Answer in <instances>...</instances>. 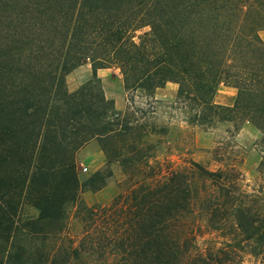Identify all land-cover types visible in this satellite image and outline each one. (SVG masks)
Returning <instances> with one entry per match:
<instances>
[{
    "label": "trees",
    "instance_id": "obj_1",
    "mask_svg": "<svg viewBox=\"0 0 264 264\" xmlns=\"http://www.w3.org/2000/svg\"><path fill=\"white\" fill-rule=\"evenodd\" d=\"M263 29L264 0H0V264H72L57 238L75 207L94 230L74 264H243L247 250L264 260V186L249 192L235 168L152 165L145 153L166 129L146 120L168 83L187 124L247 120L264 135ZM83 58L94 72L117 66L147 108L118 111L96 75L70 93ZM221 85L237 91L231 105L215 102ZM93 140L107 166L81 182L77 154ZM115 163L125 190L107 206L80 202L107 187ZM26 204L36 218L20 216ZM206 234L217 236L203 246Z\"/></svg>",
    "mask_w": 264,
    "mask_h": 264
},
{
    "label": "rangeland",
    "instance_id": "obj_2",
    "mask_svg": "<svg viewBox=\"0 0 264 264\" xmlns=\"http://www.w3.org/2000/svg\"><path fill=\"white\" fill-rule=\"evenodd\" d=\"M149 31V28H143L137 32L136 36ZM259 35L264 41V29L259 32ZM85 67L94 70L92 61L83 58L82 65L66 77L67 89L70 93L77 92L89 82L85 81L86 73L84 71L87 70ZM78 69L83 71L79 77L74 74ZM102 70H106L108 74L105 82L102 81L107 100L120 99L125 103V108L120 112L125 111L132 101L135 102L137 107L147 108L149 100L147 101L140 93L126 91L124 77L117 66L112 65L110 68ZM78 83L81 84L75 87ZM177 93L178 85L175 83H168L156 92V99L161 104L157 106L155 118L146 121L151 126L158 127L159 125L166 127V129L159 135L156 134L151 137L154 144L151 145L153 149L145 152L152 155L151 164L161 163L182 167L187 162H197L211 171L235 168L242 174L243 186L246 190L253 192L262 189L264 186V178L261 176V163L264 160L262 145L264 135L262 131L247 120H239L235 124L229 122L218 123L213 128L189 125L185 121V115L177 108L180 105L175 104ZM236 94L237 91L234 88L221 85L216 94L215 102L220 105H231ZM77 164L81 182L92 174L105 169L107 159L99 141H91L78 152ZM83 168H87V172H84ZM111 169L113 177L107 187L96 193H80V202H84L89 207L97 204L107 206L121 191L125 190L128 177L123 168L120 164L115 163ZM76 210V207L71 210L67 227L61 237L57 238L58 242L54 239L57 244H63L60 248L61 255L67 253L73 256L71 259L72 264L77 262L75 252L80 251V241L87 234L93 235L92 230H94L84 231L82 222L76 217ZM20 216L26 219H34L38 216V211L26 204L21 208ZM213 236L217 235H204L200 239V244L208 246L209 240ZM215 239L218 246H221L220 243L223 239H218V237ZM247 252H239V258H241L243 264H264L263 259L253 257ZM78 263L84 264V261L78 260Z\"/></svg>",
    "mask_w": 264,
    "mask_h": 264
},
{
    "label": "crops",
    "instance_id": "obj_3",
    "mask_svg": "<svg viewBox=\"0 0 264 264\" xmlns=\"http://www.w3.org/2000/svg\"><path fill=\"white\" fill-rule=\"evenodd\" d=\"M87 68V67H85ZM83 71H81V69H78L74 74L76 76V74L78 75V77L82 74ZM86 73V79L85 81H90L92 80L95 75L101 79V81L105 82L106 80V76L108 75L106 70H97L96 72L93 71V69H89L87 68V70L84 71ZM77 83V82H76ZM81 83H78L75 87H78V85ZM115 104V107L118 111H122L125 108V103L124 101L122 102L120 99H114L112 100Z\"/></svg>",
    "mask_w": 264,
    "mask_h": 264
},
{
    "label": "built area",
    "instance_id": "obj_4",
    "mask_svg": "<svg viewBox=\"0 0 264 264\" xmlns=\"http://www.w3.org/2000/svg\"><path fill=\"white\" fill-rule=\"evenodd\" d=\"M87 170H88L87 168H83V171H84V172H87Z\"/></svg>",
    "mask_w": 264,
    "mask_h": 264
}]
</instances>
